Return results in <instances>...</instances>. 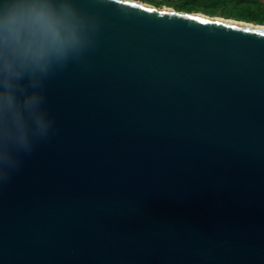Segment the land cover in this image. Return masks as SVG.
Wrapping results in <instances>:
<instances>
[{"label":"water","instance_id":"1","mask_svg":"<svg viewBox=\"0 0 264 264\" xmlns=\"http://www.w3.org/2000/svg\"><path fill=\"white\" fill-rule=\"evenodd\" d=\"M75 3L94 43L0 183V264H264V29Z\"/></svg>","mask_w":264,"mask_h":264},{"label":"clouds","instance_id":"2","mask_svg":"<svg viewBox=\"0 0 264 264\" xmlns=\"http://www.w3.org/2000/svg\"><path fill=\"white\" fill-rule=\"evenodd\" d=\"M75 0H0V183L53 130L44 83L94 43Z\"/></svg>","mask_w":264,"mask_h":264},{"label":"rangeland","instance_id":"3","mask_svg":"<svg viewBox=\"0 0 264 264\" xmlns=\"http://www.w3.org/2000/svg\"><path fill=\"white\" fill-rule=\"evenodd\" d=\"M158 8L187 6L190 13L210 17L233 19L257 25L258 19H264V0H136ZM188 13L186 9L181 11ZM260 17V18H258Z\"/></svg>","mask_w":264,"mask_h":264},{"label":"trees","instance_id":"4","mask_svg":"<svg viewBox=\"0 0 264 264\" xmlns=\"http://www.w3.org/2000/svg\"><path fill=\"white\" fill-rule=\"evenodd\" d=\"M177 9V11H179V12H181V11H183V10H187V11H189L188 13H190L192 10H191V8H188L187 6H180V7H177L176 8ZM258 18H260V17H258ZM257 25H263L264 26V19H258L257 21Z\"/></svg>","mask_w":264,"mask_h":264},{"label":"bare ground","instance_id":"5","mask_svg":"<svg viewBox=\"0 0 264 264\" xmlns=\"http://www.w3.org/2000/svg\"><path fill=\"white\" fill-rule=\"evenodd\" d=\"M199 15L203 16V14H199ZM218 19L222 20V21H226V22H231V23H240V24H244V25H252L251 23H246V22H242V21H236V20H233V19H226V18H218ZM260 28L264 29V26L260 25Z\"/></svg>","mask_w":264,"mask_h":264}]
</instances>
